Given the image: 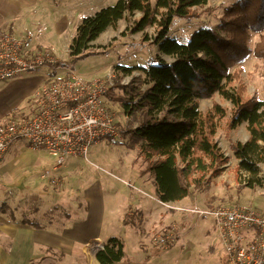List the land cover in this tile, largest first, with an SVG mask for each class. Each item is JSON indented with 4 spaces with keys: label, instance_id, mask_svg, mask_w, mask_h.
Wrapping results in <instances>:
<instances>
[{
    "label": "rangeland",
    "instance_id": "374dc122",
    "mask_svg": "<svg viewBox=\"0 0 264 264\" xmlns=\"http://www.w3.org/2000/svg\"><path fill=\"white\" fill-rule=\"evenodd\" d=\"M71 1L64 0V3L72 6L67 8V12L72 11L70 16L65 17L59 27L54 23H47L39 36L34 38L37 44H42L38 49L50 52L61 62L60 65H42L34 73L23 76L24 78H35L42 82L53 73L60 76L73 69L84 76H104L102 78L105 81L112 82L114 65L146 67L156 57L157 46L151 40L154 27H147L136 33L129 31L132 20L139 13L121 19L114 27L102 32L94 41L97 52L70 57L68 46L81 19L102 7L114 4L116 0L80 1L82 5L89 7ZM155 1L150 0V3L153 5ZM233 1L235 0H208V4L197 8L192 17L175 16L167 37L186 43L201 26L216 27L222 18L224 6ZM257 40L258 33H252L249 41L251 48ZM164 58L169 62V57ZM230 70L238 72L246 95L264 100V59L251 54ZM138 73V70H134L131 76H123L121 83L128 84L131 77ZM38 82L26 81L15 92L4 96L0 111L9 109L10 114L20 115L32 113L36 104L32 94L45 84L38 85ZM4 87V84H0V93ZM214 101L230 108L229 101L215 94L199 101L200 110L210 108ZM108 104L114 110L122 128L126 117L120 105L110 100ZM244 128V124H240L226 132L223 123L221 124L215 140L229 158L223 166L224 170L212 178L207 177L205 171V188L192 187L188 196L169 204L171 207L164 206L157 198L155 186L144 171L145 163L139 156V145L128 147L120 134L117 138L105 137L95 143L86 159L70 157L61 166L55 167L50 174L54 180L42 176L43 182L27 187L19 186L16 189L0 182V210L1 207L4 210L0 214L6 221H16L14 240L0 233V264H15L16 257H20L19 264H79L71 255L72 248L76 245L80 248L87 247L100 264H225L212 218L209 215L191 213L187 208L206 211L220 204L242 203L264 210V168L259 172L260 176L254 179L244 171L237 172L236 160L230 150L231 143L243 139ZM202 168L204 171L205 166ZM40 173L41 171L37 173L38 177ZM44 178L48 181H44ZM252 179V184L248 186L247 182ZM92 180L97 187L101 186L104 193L97 194L99 199L96 197L97 203L94 201V204L99 209L94 211L95 215L89 225H85L87 212L83 209L87 207L88 200L85 199L84 189L87 182ZM64 212L69 213L68 221ZM129 212L131 215H128ZM125 216L126 225L122 222ZM27 219L42 224L46 233L30 229L33 239L26 247L31 249L25 250L24 255L25 243L20 231L27 226L20 222ZM171 227L176 229L175 241L168 247H158L152 240L153 235L166 233ZM44 235L59 241L60 245L58 243L56 247L51 246L52 250ZM110 236H116L123 242L126 260L124 257L114 260L107 256L104 241ZM94 239L100 240L101 249L98 241ZM67 242L69 246L66 245Z\"/></svg>",
    "mask_w": 264,
    "mask_h": 264
},
{
    "label": "trees",
    "instance_id": "16d2710c",
    "mask_svg": "<svg viewBox=\"0 0 264 264\" xmlns=\"http://www.w3.org/2000/svg\"><path fill=\"white\" fill-rule=\"evenodd\" d=\"M207 4L208 0H156L153 5L150 0H116L83 17L68 46L70 57L93 54L97 50L92 42L102 32L135 13L139 16L129 26L131 33L155 28L152 43L171 60L157 55L146 67L114 65L106 97L120 105L126 121L119 126V134L128 147L139 145L144 171L162 202L179 201L192 187L205 188L207 177L221 174L229 161L215 140L222 123L226 132L247 124L248 138L230 144L238 160L237 172L254 179L259 163L264 162V100L246 95L238 72L230 70L251 54L264 59V0L233 1L224 6L216 27L201 26L186 43L167 37L175 16L192 17ZM252 33H258L253 48L249 45ZM134 70L138 75L122 84L121 78ZM215 94L229 101L230 108L214 101L210 108L200 110L199 101ZM0 211L4 212L2 207ZM21 222L44 228L37 221ZM122 222L126 225V216ZM104 248L114 260L125 258L124 244L116 236L106 238Z\"/></svg>",
    "mask_w": 264,
    "mask_h": 264
},
{
    "label": "built area",
    "instance_id": "2783aa9c",
    "mask_svg": "<svg viewBox=\"0 0 264 264\" xmlns=\"http://www.w3.org/2000/svg\"><path fill=\"white\" fill-rule=\"evenodd\" d=\"M45 64L60 65L50 52L26 49L21 37L0 31V83ZM111 83L73 69L61 76L51 75L34 92L32 113L0 122V164L17 141L45 150L55 169L70 157L86 159L90 148L103 138H117L119 120L106 97ZM43 176H50V171ZM160 203L171 207L169 204L175 202ZM187 210L212 218L225 264H264V210L242 203ZM175 237L176 229L171 227L166 233L154 234L152 240L158 247H168Z\"/></svg>",
    "mask_w": 264,
    "mask_h": 264
},
{
    "label": "crops",
    "instance_id": "0c3cea01",
    "mask_svg": "<svg viewBox=\"0 0 264 264\" xmlns=\"http://www.w3.org/2000/svg\"><path fill=\"white\" fill-rule=\"evenodd\" d=\"M76 1L79 3L80 6L89 7L88 5H82L80 3L81 0H72L71 2L75 3ZM89 1L95 2L96 0H89ZM85 3L86 1L84 2V4ZM69 4L64 3V0H0V31L6 30L21 37L23 39L26 49H30V50L38 49L40 48L38 46H41L42 44H37L34 41V38L35 37L37 38L39 36V34L43 31L45 25H47V23H54L56 26L59 27L64 22L65 17L70 16V12H72V11L67 12V8L72 7L69 6ZM92 44H94V41L92 42ZM155 55L156 56L160 55L158 53V49ZM164 56L165 55H160V57H162L165 60ZM25 75L28 74L20 75L18 77L0 83L5 85L2 93H0V103L4 96H9L13 92H15L20 84L26 81L38 82L35 78H24L23 76ZM51 75L57 76L55 73ZM48 79L49 77H45L42 80V82L41 81L38 82V85H41L42 83L44 84ZM33 95L34 94H32V96ZM10 113L11 112L9 109L0 111V122H6L8 119L12 117L20 116V114L18 113L16 114H10ZM241 124H244L245 126L244 128L245 133L243 139L239 141H245L248 138L249 132L247 131L246 128L247 125L246 122H242ZM235 160H236L235 165H237L238 160L236 158ZM52 164H53V160L45 150L33 149L29 147L25 142L17 141L9 147L7 153L3 158V161L0 164V182L3 183L4 186L5 185L11 186V189L12 188L16 189L19 186L27 187L34 183L43 182L42 176L45 171H50L51 174V171L53 170ZM263 168H264V162L259 163V172H261L262 171L261 169ZM40 171L42 174L40 173L38 177L37 173ZM258 176H260V173L258 174ZM47 177L50 176H46L45 178ZM45 178L44 181H48V179ZM84 192H85V199L88 200L87 207L83 209V211L87 212L85 213V216L87 217V221H84V223L85 225H89L90 221L95 215L94 211L99 209V207L94 204V201L96 202V197L98 198L97 194L104 193V191L103 189H101L100 185L97 187L95 181L92 180L87 182ZM89 201L91 202V204ZM100 202L102 203L101 200ZM94 206H96V209H94ZM86 208L88 209L87 211L85 210ZM103 211L104 208L102 207V212ZM128 215H131V213L129 212ZM69 218H67L66 220L68 221ZM10 220H14V219L10 218ZM15 222L16 221H6L5 219H3L2 215L0 214V233L5 237L14 240L16 233L15 231L16 227L14 224ZM20 224L27 226L24 228L25 230L20 231V233L22 234V241L25 243L23 253L24 255H26L25 250L28 251V249H31V247L28 248V246L26 247V245L30 244L33 239V232L30 231V229H33L36 232H45L46 230H44V228L35 229L31 225H28L26 223L23 224L22 222H20ZM46 235H44V239L50 242L51 244L49 246L50 248L51 246L53 247H56V245L58 246V243L60 245L59 241H56L54 238ZM82 235H88V234H82ZM51 249L53 250V248ZM15 252L18 253L17 250H15Z\"/></svg>",
    "mask_w": 264,
    "mask_h": 264
},
{
    "label": "bare ground",
    "instance_id": "6f19581e",
    "mask_svg": "<svg viewBox=\"0 0 264 264\" xmlns=\"http://www.w3.org/2000/svg\"><path fill=\"white\" fill-rule=\"evenodd\" d=\"M94 241H98L99 248L101 249L102 247H101V243L99 242L100 240L94 239ZM66 245L69 246V243L67 242ZM15 254L18 255V253ZM71 255L74 261L79 264H100L98 263V260L94 258V255L91 254V252L88 250L87 247L80 248V246L76 245L72 248ZM19 261H20V257H16L15 264H19Z\"/></svg>",
    "mask_w": 264,
    "mask_h": 264
}]
</instances>
